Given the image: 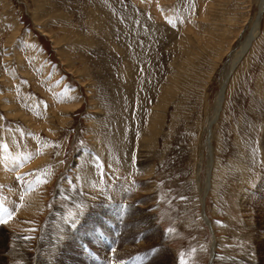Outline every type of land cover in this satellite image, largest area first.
Segmentation results:
<instances>
[{"label":"rangeland","instance_id":"1","mask_svg":"<svg viewBox=\"0 0 264 264\" xmlns=\"http://www.w3.org/2000/svg\"><path fill=\"white\" fill-rule=\"evenodd\" d=\"M0 170V264H264V0H0Z\"/></svg>","mask_w":264,"mask_h":264},{"label":"bare ground","instance_id":"2","mask_svg":"<svg viewBox=\"0 0 264 264\" xmlns=\"http://www.w3.org/2000/svg\"><path fill=\"white\" fill-rule=\"evenodd\" d=\"M259 25V24H258ZM251 36V35H250ZM253 36V35H252ZM248 40V39H247ZM248 42V44L250 43V39L247 41ZM246 47H248V45H246ZM246 47H243L245 50L247 49ZM244 50V51H245ZM16 74V73H15ZM225 89H226V83L224 84V86H223V88H222V91H221V93H220V95H219V97H218V102H217V110H216V112H218V110H220V106L222 105V101H223V99H224V93H225ZM214 121H215V119L213 118L212 119V121H211V123H214ZM209 134H210V136H211V132H209ZM209 136V137H210ZM211 138V137H210ZM210 141V140H209ZM210 145V144H209ZM212 159V158H211ZM17 163H15V165H16ZM212 164V160H211V163H210V165ZM8 165V164H7ZM6 168H8V167H6ZM9 168H10V165H9ZM15 168H17V169H22L23 168V163L22 164H18V165H16V166H14L13 168H11V169H15ZM4 169V168H3ZM17 169H15V172H16V170ZM1 171V170H0ZM5 171H7V170H5ZM5 171H3V172H5ZM12 172V171H11ZM14 172V171H13ZM3 174H7V173H3ZM256 174H257V172H256ZM255 177H256V175H255ZM132 178V177H131ZM253 179V178H252ZM251 179V180H252ZM254 180V179H253ZM112 182V181H111ZM127 182V181H126ZM252 182V181H251ZM254 182V181H253ZM88 183V182H87ZM259 183H261L262 184V187H261V190L262 191H264V180L263 181H261V182H259ZM141 186V185H140ZM27 187V186H26ZM127 187H132V188H135V184L132 182V181H130V180H128V184H127ZM127 187H125V188H123L122 189V195L124 194L125 196L127 195V192H126V188ZM142 187V186H141ZM103 188V187H102ZM138 189H140L139 187H138ZM143 189H147L146 187H144ZM121 195V196H122ZM127 197V196H126ZM19 214V213H18ZM261 220H262V226L264 227V212H261V218H260ZM19 222V220H18V218H17V220H16V218H15V220H14V223L16 224V223H18ZM209 223V222H208ZM254 237V236H253ZM111 245V244H110Z\"/></svg>","mask_w":264,"mask_h":264},{"label":"snow or ice","instance_id":"3","mask_svg":"<svg viewBox=\"0 0 264 264\" xmlns=\"http://www.w3.org/2000/svg\"><path fill=\"white\" fill-rule=\"evenodd\" d=\"M4 222H6L5 220H2V219H0V223H4Z\"/></svg>","mask_w":264,"mask_h":264}]
</instances>
